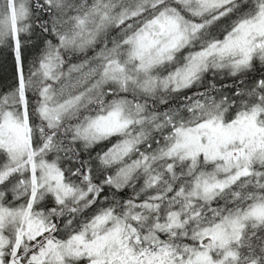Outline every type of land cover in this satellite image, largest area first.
Here are the masks:
<instances>
[{
	"label": "snow or ice",
	"instance_id": "obj_1",
	"mask_svg": "<svg viewBox=\"0 0 264 264\" xmlns=\"http://www.w3.org/2000/svg\"><path fill=\"white\" fill-rule=\"evenodd\" d=\"M0 264H264V0H0Z\"/></svg>",
	"mask_w": 264,
	"mask_h": 264
},
{
	"label": "trees",
	"instance_id": "obj_2",
	"mask_svg": "<svg viewBox=\"0 0 264 264\" xmlns=\"http://www.w3.org/2000/svg\"><path fill=\"white\" fill-rule=\"evenodd\" d=\"M11 78V70L7 64L0 67V84L8 82Z\"/></svg>",
	"mask_w": 264,
	"mask_h": 264
}]
</instances>
